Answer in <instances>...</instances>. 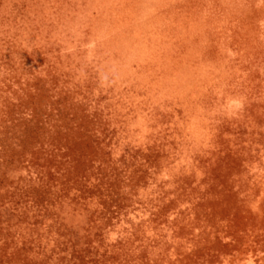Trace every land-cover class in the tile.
Wrapping results in <instances>:
<instances>
[{
  "label": "rangeland",
  "instance_id": "rangeland-1",
  "mask_svg": "<svg viewBox=\"0 0 264 264\" xmlns=\"http://www.w3.org/2000/svg\"><path fill=\"white\" fill-rule=\"evenodd\" d=\"M0 264H264V0H0Z\"/></svg>",
  "mask_w": 264,
  "mask_h": 264
}]
</instances>
